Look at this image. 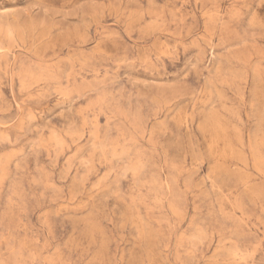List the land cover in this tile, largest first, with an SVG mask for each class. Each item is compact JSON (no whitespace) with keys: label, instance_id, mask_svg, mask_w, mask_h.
Returning a JSON list of instances; mask_svg holds the SVG:
<instances>
[{"label":"rangeland","instance_id":"374dc122","mask_svg":"<svg viewBox=\"0 0 264 264\" xmlns=\"http://www.w3.org/2000/svg\"><path fill=\"white\" fill-rule=\"evenodd\" d=\"M0 264H264V0H0Z\"/></svg>","mask_w":264,"mask_h":264},{"label":"bare ground","instance_id":"6f19581e","mask_svg":"<svg viewBox=\"0 0 264 264\" xmlns=\"http://www.w3.org/2000/svg\"><path fill=\"white\" fill-rule=\"evenodd\" d=\"M11 85V84H10Z\"/></svg>","mask_w":264,"mask_h":264}]
</instances>
